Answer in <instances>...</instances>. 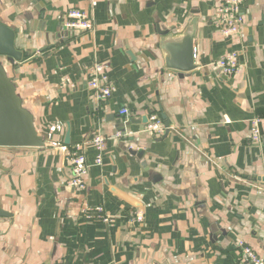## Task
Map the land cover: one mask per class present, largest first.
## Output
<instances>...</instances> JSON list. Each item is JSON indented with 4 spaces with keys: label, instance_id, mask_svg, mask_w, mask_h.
Instances as JSON below:
<instances>
[{
    "label": "crops",
    "instance_id": "obj_1",
    "mask_svg": "<svg viewBox=\"0 0 264 264\" xmlns=\"http://www.w3.org/2000/svg\"><path fill=\"white\" fill-rule=\"evenodd\" d=\"M223 1L0 0L23 55L4 67L45 141L0 148V264H242L240 242L264 259V0H243L232 38L213 25ZM73 9L92 31L62 29ZM193 22L197 68L180 76L164 67L158 32L181 36ZM231 54L239 70L225 76L217 63ZM94 64L115 84L106 101L88 87ZM152 114L168 122L161 137L143 131ZM97 135L102 164L78 191L51 144ZM85 155L93 164L97 153ZM84 206L103 207L111 226L84 220ZM136 211L143 222L129 224Z\"/></svg>",
    "mask_w": 264,
    "mask_h": 264
},
{
    "label": "built area",
    "instance_id": "obj_2",
    "mask_svg": "<svg viewBox=\"0 0 264 264\" xmlns=\"http://www.w3.org/2000/svg\"><path fill=\"white\" fill-rule=\"evenodd\" d=\"M243 0H224L214 12L213 25L224 38H232L240 34L241 28L244 26L245 19L241 14V6ZM61 26L63 30L73 32H90L94 28L93 20L86 12L78 9L68 11L62 18ZM217 67L225 76H232L239 70L237 56L234 54L223 57ZM107 65L94 64L88 70L89 81L88 87L95 92L98 101L108 100L115 91V84L110 81L105 71ZM67 81V80H66ZM121 116L128 115L126 109L120 111ZM261 119L256 117L251 121L250 141L259 143L261 141ZM143 131L150 136L161 137L167 131L163 121L155 114L147 118V122L143 127ZM122 133H117L116 138H122ZM105 138L97 135L91 140L83 141L72 146H62L56 143L51 144L52 149L61 151L65 160L71 169V177L68 180L69 187L78 191L86 189V178L88 171L92 166H100L102 164V156L105 150ZM86 146H91L97 153L93 164L89 163L85 155ZM264 197V184L261 187ZM81 217L90 222L100 223L111 226L112 217L109 216L101 206L90 207L84 206L81 210ZM144 214L141 211L129 215L127 222L129 224H140L143 222ZM240 253L242 264H264V259L260 258L252 248L245 243L240 242L237 245Z\"/></svg>",
    "mask_w": 264,
    "mask_h": 264
},
{
    "label": "water",
    "instance_id": "obj_3",
    "mask_svg": "<svg viewBox=\"0 0 264 264\" xmlns=\"http://www.w3.org/2000/svg\"><path fill=\"white\" fill-rule=\"evenodd\" d=\"M159 43L163 55L164 67L183 76L195 71L194 45L196 37L195 22L181 36L168 31L158 32ZM15 34L13 30L0 23V148L13 149H43L45 141L34 125L33 115L23 106L17 95L13 80L8 77L4 64L13 65L20 62L23 55L15 49ZM26 56V54L24 55ZM164 125L168 122L162 114ZM137 156L142 152H136ZM9 216L0 210V217Z\"/></svg>",
    "mask_w": 264,
    "mask_h": 264
}]
</instances>
